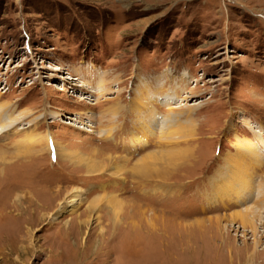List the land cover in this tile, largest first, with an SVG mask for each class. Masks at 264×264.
<instances>
[{
	"label": "rangeland",
	"instance_id": "1",
	"mask_svg": "<svg viewBox=\"0 0 264 264\" xmlns=\"http://www.w3.org/2000/svg\"><path fill=\"white\" fill-rule=\"evenodd\" d=\"M3 105L23 122L0 136V264H264V0H0ZM167 117L194 131L164 146ZM26 133L74 158L33 154ZM185 142L194 156L171 175L129 170L154 152L164 170ZM80 154L125 169L89 174ZM238 177L251 192L220 188ZM75 187L83 205L54 220Z\"/></svg>",
	"mask_w": 264,
	"mask_h": 264
},
{
	"label": "bare ground",
	"instance_id": "2",
	"mask_svg": "<svg viewBox=\"0 0 264 264\" xmlns=\"http://www.w3.org/2000/svg\"><path fill=\"white\" fill-rule=\"evenodd\" d=\"M64 80H66V83H69L68 80H70V79L64 78ZM82 87L83 88H87L88 85L84 84V85H82ZM167 103H168V101H167ZM136 104H137V107H136L137 112H141L142 109H145V108H150V107H148V105L146 103H140V102H138ZM9 108H10V105H9V107L6 106V105L5 106L4 105L3 106H0V132L2 133L0 136H2L3 134H6L8 132H10L11 131L10 130L11 128H14L16 125L21 124L23 122L21 120L22 118H20V117L19 118H16L15 117V118L11 119V117L9 116V114L8 113L7 114L5 113V110H9ZM152 112H148L149 113L148 114V116H149L148 117V121H150L149 125H147V122H144L143 119H140V126H141V129H142L143 134L145 135V137H149L150 135H152V133L150 132V129L151 128H154L155 125H156L155 118H154V121H153V117L156 114L154 112H156V111H152ZM86 114L89 116L90 112H88ZM57 117H59V116H57ZM8 120H10V121H8ZM64 123L65 124L73 125L72 123H69V122H64ZM171 123L172 122L168 118L167 121L161 122V124H159L160 130H161V136L160 137H161V139H163V141L165 140V142H164L165 145L164 146H167V147L172 146V145H169V143H171L172 140L179 139V138L180 139H183V138H185V135L188 134V132L189 133L190 132L192 133L194 131V130H189L190 128H188V130H186L187 127L186 126H182L181 124H177L176 129L175 130L173 129V130L170 131L169 129L171 127ZM73 126L79 128V129H81V130H83L85 132L94 133V130L92 129L93 128V125L91 124V122L86 123L85 126H76V125H73ZM250 128H252V126H250ZM25 129L26 128H22L20 130L22 131V130H25ZM254 132H255L256 136L259 139H264V135L260 131L254 130ZM29 135H30V133H26V137L24 136L26 139H23L21 141V144L25 145V144L31 143V146L36 149V150L33 149V151H32L33 154L34 153L35 154H38V153H41V152H43L45 150V151H49L50 154L53 152L56 155V158L57 159H59V158L60 159H63L64 157L72 159V157H73L72 152L65 150L60 145V143L58 141H55V139L51 135H47L46 137L45 136H41L40 138H33L34 136L33 137H29ZM178 136H179V138H178ZM44 141H45V143H47V145H46L45 148L42 145V144H44ZM27 142H29V143H27ZM158 143H159V145L161 144V147L163 146V144L161 142L158 141ZM178 143L180 144V141H178ZM180 145H182V144H180ZM180 145L179 146H173L170 149H166V150H168V152L166 153V155H163V156L160 155V156H162V159H160L159 161L160 162L161 161L164 162V164H165V165L163 164L165 166L164 170H161L160 171L159 169H157L158 168V159H157V156H159V155H156L155 152L154 153H150L147 156H144L140 160H137L129 170H131V172L135 176H137L139 180L140 179L141 180L142 179H144V180L145 179H152V178H155V177L162 178V177L169 176V174L172 171H174L173 168L180 167V165L182 163H184L185 161H190L193 158V156H194L193 155V150L191 149V146H189L188 144H186V142H185V145H186L185 147H183V146L181 147ZM159 151H161V150H159ZM28 153L29 152L26 151V150L19 151L16 155H14L13 158H24V157H26L28 155ZM108 158H109V160H108L109 162H106L105 160H107ZM124 159H125L124 160V163L125 164H127V163L130 162L128 160V157L127 158H124ZM178 159H181L182 161L179 160L180 163H177ZM76 160H78V162H80L82 164H85L84 167H86V169L88 170V173L89 174L90 173H92V174L93 173H104V172L108 171L109 169H111V170L114 171L112 174L115 173V174H117V175L120 176L121 175V172L125 169V168H123L121 166L116 165V162H114L113 161V158H111V157H107L105 160L104 159L103 160H98L97 157H89V156H84V155H81L80 154L79 157ZM12 166H14V165H12ZM0 171L2 172V169H0ZM2 174H4V173L2 172ZM233 178L234 177H232L231 180H233ZM238 178H239L238 180H240V185H237L236 183L232 184L231 183V180H230V181H227V182L223 183L222 184L223 186H221L220 188H222V190H223L224 187H225V189H224L225 192H233V191H235L237 189L241 190L243 194H246L249 191L251 192V189H253V187L252 186H249V185H251L250 180H248L249 178L248 179H246L245 177H238ZM58 192L59 191H56L57 194H58ZM83 193H84V191L80 190V188H77V187L72 188L70 191H68L67 194L65 195V197L61 201H59V203L57 205L56 211L52 214V218L54 220H58V218L62 214H64L65 212H70L71 215L75 214L79 210V208L83 205V201H84V196H83L84 194ZM56 196L57 195H55V197ZM55 197L52 198V199H55ZM259 201H260L261 204L264 205V194H262V198ZM113 202H115L114 201V198L109 197L108 203L113 204ZM96 207H97V205H95V201H93V202L90 203V207H89L90 209H95ZM247 208L248 209L245 208V210H246L245 212L240 211L239 217L242 216L241 217V222H242V226L243 227H246L249 224L252 225L251 226V229L253 228L252 231H254L255 236H256L257 228H256V225H255L254 218L256 216L259 217L260 216V214H259L260 212L258 213V210L257 211H254V208L253 209H250L251 208L250 206L247 207ZM263 209H264V207H263ZM249 210L251 211L250 215L249 214L246 215V213H248ZM242 212L245 213V214H243ZM252 217H253V219H252ZM116 220H117V218H116ZM116 220H114V221H116ZM87 223H89L88 220H79L78 221L79 226H84ZM115 224H116V222H115ZM65 225L67 226L68 223H66ZM257 255H258L257 254V251L255 250V251H253V253L251 255L250 254L248 255L247 259L249 261H253L254 258Z\"/></svg>",
	"mask_w": 264,
	"mask_h": 264
},
{
	"label": "snow or ice",
	"instance_id": "3",
	"mask_svg": "<svg viewBox=\"0 0 264 264\" xmlns=\"http://www.w3.org/2000/svg\"><path fill=\"white\" fill-rule=\"evenodd\" d=\"M53 159H55V155L53 156Z\"/></svg>",
	"mask_w": 264,
	"mask_h": 264
}]
</instances>
